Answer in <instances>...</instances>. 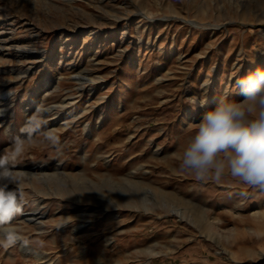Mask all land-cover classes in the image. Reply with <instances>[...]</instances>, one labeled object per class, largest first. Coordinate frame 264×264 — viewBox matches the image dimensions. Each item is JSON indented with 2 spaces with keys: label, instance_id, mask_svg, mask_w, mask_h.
<instances>
[{
  "label": "rangeland",
  "instance_id": "obj_1",
  "mask_svg": "<svg viewBox=\"0 0 264 264\" xmlns=\"http://www.w3.org/2000/svg\"><path fill=\"white\" fill-rule=\"evenodd\" d=\"M257 67L264 0H0V264H264V194L178 168Z\"/></svg>",
  "mask_w": 264,
  "mask_h": 264
},
{
  "label": "clouds",
  "instance_id": "obj_2",
  "mask_svg": "<svg viewBox=\"0 0 264 264\" xmlns=\"http://www.w3.org/2000/svg\"><path fill=\"white\" fill-rule=\"evenodd\" d=\"M235 87L241 99L222 94L197 123L188 126L178 168L197 180L221 183L230 177L247 190L240 193L244 197L249 192L264 194V68L238 78ZM45 138L58 142L47 133ZM17 195L0 185V216L16 210Z\"/></svg>",
  "mask_w": 264,
  "mask_h": 264
},
{
  "label": "bare ground",
  "instance_id": "obj_3",
  "mask_svg": "<svg viewBox=\"0 0 264 264\" xmlns=\"http://www.w3.org/2000/svg\"><path fill=\"white\" fill-rule=\"evenodd\" d=\"M0 117H1V114H0ZM8 128H9V126H8ZM37 167H43L41 164H38V166ZM31 173V172H30ZM29 175V174H28ZM36 210H33V211H30V212H28L29 214H38V213H40V212H42L41 210H38L37 211V207L35 208ZM199 208L198 209H196L195 210V212L196 213H198V214H200V212H199ZM201 211V210H200ZM42 213H44V211L42 212ZM202 215V214H201ZM200 216V215H199ZM7 217V214H4L3 216H0V222L1 221H3L5 218ZM203 217H205V215L203 216ZM29 219H33V217H30ZM200 220V219H199ZM198 221V220H197ZM202 221V220H201ZM204 221V220H203ZM199 223H200V221H199ZM201 224V223H200ZM203 225V224H202ZM15 227V226H14ZM204 227V226H203ZM206 228V227H205ZM15 229V228H14ZM0 231H1V233H3L4 234V237H7V236H10V241H14V240H16V239H18L19 238V234L20 233H17V232H15V230H12V228H1L0 229ZM18 231V230H17ZM19 232V231H18ZM2 234V235H3ZM25 251H27L28 253H36V255L38 256V258L39 259H43L44 258V256H46L44 253H42V252H40V251H38L37 249H35L34 247H26V250ZM82 253H79V255H81ZM83 255V254H82ZM81 255V256H82ZM58 260H60V258L58 257L57 259H55V261L54 262H52V264H58ZM47 261V260H46ZM49 261V260H48ZM47 261V262H48ZM48 264V263H47Z\"/></svg>",
  "mask_w": 264,
  "mask_h": 264
}]
</instances>
